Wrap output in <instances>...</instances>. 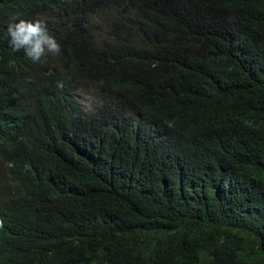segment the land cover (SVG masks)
Instances as JSON below:
<instances>
[{
    "label": "trees",
    "instance_id": "obj_1",
    "mask_svg": "<svg viewBox=\"0 0 264 264\" xmlns=\"http://www.w3.org/2000/svg\"><path fill=\"white\" fill-rule=\"evenodd\" d=\"M0 220V264H264V0H0Z\"/></svg>",
    "mask_w": 264,
    "mask_h": 264
},
{
    "label": "clouds",
    "instance_id": "obj_2",
    "mask_svg": "<svg viewBox=\"0 0 264 264\" xmlns=\"http://www.w3.org/2000/svg\"><path fill=\"white\" fill-rule=\"evenodd\" d=\"M7 39L13 51L23 50L33 62H43L42 58L49 53L55 55L60 52V44L48 31L44 21H29L19 19L7 25ZM58 87H63L58 84ZM0 227H3V220H0Z\"/></svg>",
    "mask_w": 264,
    "mask_h": 264
},
{
    "label": "rangeland",
    "instance_id": "obj_3",
    "mask_svg": "<svg viewBox=\"0 0 264 264\" xmlns=\"http://www.w3.org/2000/svg\"><path fill=\"white\" fill-rule=\"evenodd\" d=\"M83 89L81 91V100L85 104L86 108L91 111L93 103L96 102L95 97H94L95 92L96 91L100 92V91L90 85L87 87H84Z\"/></svg>",
    "mask_w": 264,
    "mask_h": 264
}]
</instances>
